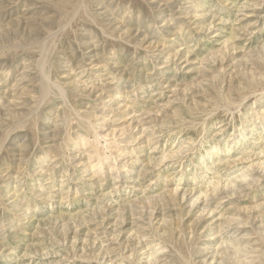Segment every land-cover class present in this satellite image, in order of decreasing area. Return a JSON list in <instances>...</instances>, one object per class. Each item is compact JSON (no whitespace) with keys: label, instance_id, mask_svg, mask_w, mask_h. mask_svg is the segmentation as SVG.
Instances as JSON below:
<instances>
[{"label":"rangeland","instance_id":"obj_1","mask_svg":"<svg viewBox=\"0 0 264 264\" xmlns=\"http://www.w3.org/2000/svg\"><path fill=\"white\" fill-rule=\"evenodd\" d=\"M0 264H264V0H0Z\"/></svg>","mask_w":264,"mask_h":264},{"label":"bare ground","instance_id":"obj_2","mask_svg":"<svg viewBox=\"0 0 264 264\" xmlns=\"http://www.w3.org/2000/svg\"><path fill=\"white\" fill-rule=\"evenodd\" d=\"M213 190H214V189H213ZM207 195H208V194H207ZM207 195H206V196H207ZM205 198H206V197H205Z\"/></svg>","mask_w":264,"mask_h":264}]
</instances>
